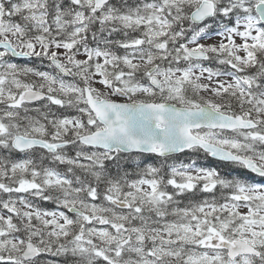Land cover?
Here are the masks:
<instances>
[{
    "label": "snow or ice",
    "instance_id": "1",
    "mask_svg": "<svg viewBox=\"0 0 264 264\" xmlns=\"http://www.w3.org/2000/svg\"><path fill=\"white\" fill-rule=\"evenodd\" d=\"M0 264H264V0H0Z\"/></svg>",
    "mask_w": 264,
    "mask_h": 264
}]
</instances>
